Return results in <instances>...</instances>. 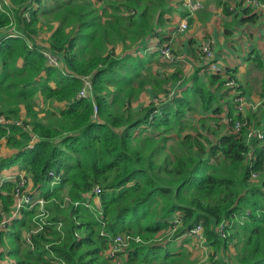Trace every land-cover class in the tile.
I'll return each mask as SVG.
<instances>
[{"label": "trees", "instance_id": "trees-1", "mask_svg": "<svg viewBox=\"0 0 264 264\" xmlns=\"http://www.w3.org/2000/svg\"><path fill=\"white\" fill-rule=\"evenodd\" d=\"M9 1L11 7L0 8V31L13 26L19 36L3 38L0 45V117L18 121L24 109L27 120L23 126L0 125V141L19 151L0 158V171L21 165L32 193L42 192L47 201L50 224L28 245L25 236L37 227L38 211L24 210L0 234V261L58 264L53 255L64 264H112L104 231L141 239L131 244L124 264H193L183 245H165L167 238L158 242L179 215L183 224L175 237L201 224L214 250L210 263L234 248V256L215 263L264 264V140L253 141L248 162L245 136L224 132L220 124L214 139L188 132L190 113L210 111L219 101L214 86L223 85L220 75L208 76L210 87L196 76L165 104L135 107L147 87L158 97L171 81L152 73L153 56L130 53L155 33L156 14L166 1L105 0L98 7L90 0H53L48 8L46 0ZM44 27L52 32L48 49L36 44ZM43 50L63 67L49 66ZM83 77L92 80V97L76 99ZM39 94L66 108L37 110ZM31 134L38 142L28 148ZM51 172L61 175L54 187ZM96 186L102 189L99 213L86 206L93 205L94 197L87 196ZM16 187L7 182L0 188L7 215ZM223 223L225 239L217 231Z\"/></svg>", "mask_w": 264, "mask_h": 264}, {"label": "crops", "instance_id": "crops-1", "mask_svg": "<svg viewBox=\"0 0 264 264\" xmlns=\"http://www.w3.org/2000/svg\"><path fill=\"white\" fill-rule=\"evenodd\" d=\"M1 1L0 8H3L4 5L11 7L9 0ZM165 1V8L163 11L160 8L155 17V33L133 46L131 48L133 50L130 52L132 56H153L152 73L161 78H171V81L165 86V90L174 92L178 97L191 86L192 80L196 76L210 87L208 76L212 74L209 73L208 62L202 56L200 48L204 41H211L216 60L224 68V74L220 75L223 85L220 88L217 85L214 86L219 101L215 102L212 110L202 111L200 118L208 120L210 128L212 123H214L212 127L220 124L224 128V132L227 131V126L223 122L226 116L246 119L252 128L264 129V12L256 14L255 17L248 14L249 0ZM190 3H198L200 8L190 12ZM252 17L254 18L252 19ZM184 22L188 23L186 30L181 29ZM14 32L16 31L13 26L8 31L1 30L0 41L3 38H11L9 36ZM51 34L52 32L44 27V32L36 38V44L48 49ZM162 45L169 46L172 52L181 58V61L175 65L168 64L156 52V48ZM123 48L122 45H118L117 54L121 51L124 52ZM127 54L126 51L124 55ZM228 78L234 80L237 85L236 89L244 98L245 105L242 109L238 107L234 99L236 91L225 85ZM51 86L55 88L54 83H51ZM144 94L149 95L150 98V102L146 106H149L157 98L151 93L150 86L142 94L141 98L143 99L147 98V95ZM162 94L164 93L159 94L158 97ZM36 103L37 110L66 108L65 103L48 102L41 94L37 95ZM219 108H221V112L216 114V110ZM21 115L20 119L26 121L27 116L24 109ZM18 153L17 149L8 145L6 139L0 141V158H11ZM22 175L27 176L28 189L33 192V182L20 164L0 171V185L16 182ZM35 194L43 195L40 191ZM93 202L99 204L100 200L93 198ZM188 244L196 248L195 252L192 249L190 253V260L193 264H203L207 260L209 261V255L214 254L213 248L207 242L200 244L194 237L187 234L179 235L174 240L165 243V245H171L174 248L183 245L184 249ZM2 252H4V247L0 245V253ZM234 255L235 250L231 248L226 254L220 253L219 259H227ZM8 263L9 260L1 261V264Z\"/></svg>", "mask_w": 264, "mask_h": 264}, {"label": "built area", "instance_id": "built-area-1", "mask_svg": "<svg viewBox=\"0 0 264 264\" xmlns=\"http://www.w3.org/2000/svg\"><path fill=\"white\" fill-rule=\"evenodd\" d=\"M99 6L103 4L105 0H94ZM99 1V2H97ZM118 1V0H116ZM0 5H2V1L0 0ZM190 12L195 11L200 8V4L196 3H190ZM264 12V0H249V8H248V14L256 15ZM27 16V15H26ZM182 30L188 29V23L184 22L181 25ZM19 33H12L9 37L15 38L18 37ZM1 45V41H0ZM202 56L207 60L208 66H209V73L212 75H222L224 74V68L219 64V62L216 60V55L213 49V45L211 41H204L201 48H200ZM43 55L47 60V64L49 66L53 67H59L62 68L63 64L60 62L59 58L55 56L50 50H43ZM156 52H158L162 58L170 65H175L178 64L181 61V58L176 56L171 48L167 45H162L158 48H156ZM83 87L80 90V92L77 95L76 99H88L92 97V91H93V84L92 80L90 77H83ZM225 85L227 87L233 88L236 91L235 94V101L238 104V107L241 109L244 107V98L243 96L238 92L237 85L235 84L234 80L232 79H227ZM175 97L174 92H165L162 94V96L157 97L153 100V103L158 105L165 104L171 100H173ZM95 111L96 105H94ZM225 126H227L228 132H231L233 134L239 135V136H245L247 143L250 147L248 153H247V161L251 162L254 158V147H253V141L254 140H264V129L259 130L252 128L250 124L246 121V119H240V118H232L230 116H226L225 119L223 120ZM9 124H15L17 126H23V121L18 120V121H6L5 118L0 117V125H9ZM28 132L32 133V128L30 126L24 127ZM38 142V138L34 135L31 134V139L28 144V148H33L34 145ZM50 176L53 178L51 181V186L54 187L55 185L59 184L61 180V175H56L55 173L51 172ZM29 177V176H28ZM258 174L254 173L252 175V179L254 181L258 180ZM30 178V177H29ZM16 189L13 191L11 196L14 198V204L11 207V213L10 215L5 214L3 211L2 203H1V198H0V214L2 216V220L0 221V234L1 232L5 231L7 229L8 223H10L12 220H19L23 218V212L24 210L32 211V210H37L38 211V216L36 224L37 227L33 228L30 230L26 236V242L28 245L31 244V239L32 236L37 234L39 231L43 229L44 226H47L50 224L49 218H50V212L47 209V201L44 199V197L40 196L39 194H33L32 192L29 191L28 189V178L26 175L20 176L17 181ZM2 187V184L0 185V188ZM102 192V189L100 186H96L92 193L89 194L87 197L88 198H98ZM3 195H6V193L2 192ZM100 200V199H99ZM68 203H71V201L66 198L65 199V204L67 205ZM79 203H76L78 205ZM86 206L93 212L99 213L101 212V202L99 204L93 203V205L86 203ZM170 223L172 224V227L169 229L167 233H164V236L162 238L158 239V242H162L163 239L167 238L163 244L166 242H169L171 240H174L175 234L178 229L182 227L183 220L181 216H175L170 220ZM62 225H58V230H61ZM226 227L227 223L220 224L218 226L217 231L218 233L222 236V238L227 237L226 233ZM102 235H106L110 239V247L107 250V258H109L112 262V264H124L127 256V252L130 249V246L133 242L135 243H140L141 239L140 238H135L131 235L128 234H120L116 236H109L107 235L104 231H102ZM189 236L194 237L200 244L201 243H206L207 239L204 233L203 226L197 225L195 228L191 229L189 231ZM54 258L53 260L58 263V264H64V262L56 258L55 256L52 255ZM210 257L211 255L208 256L209 261L207 260L203 264H212L210 263ZM219 259V256H216L214 258V263ZM1 264V261H0Z\"/></svg>", "mask_w": 264, "mask_h": 264}, {"label": "rangeland", "instance_id": "rangeland-1", "mask_svg": "<svg viewBox=\"0 0 264 264\" xmlns=\"http://www.w3.org/2000/svg\"><path fill=\"white\" fill-rule=\"evenodd\" d=\"M52 1L53 0H46L45 6L47 8L50 7L52 5ZM90 1H94V0H90ZM96 5L98 7H100L97 3H96ZM123 53L124 52L121 51V52H119L118 55L119 56L120 55H123ZM144 95H147V94H144ZM142 99L143 98H141V101L139 100L138 102H136L135 105H137L136 106L137 109H139L140 107L145 108L144 106H146L150 102L149 95H147V98H144L143 100ZM151 102H152V100H151ZM202 113L203 112L200 111V110L199 111L198 110L197 111H193V112L190 113V116L188 118V122L190 123V129H188V132L189 133H192L194 135L203 133V134H206L207 136H209L211 139H214V137H215L214 136V132L216 131L217 127L216 126L215 127H212V124H214V123H212L211 124V128H210L209 121L208 120H203V119L200 118V116H202ZM172 138H176V135L173 134L172 135ZM171 143H172L171 145H175V142L174 143L171 142ZM201 244H204V243H201ZM192 249H193L194 252L196 251L195 246L192 247L191 244H188V245L185 246V251H187L189 254L191 253V250Z\"/></svg>", "mask_w": 264, "mask_h": 264}]
</instances>
